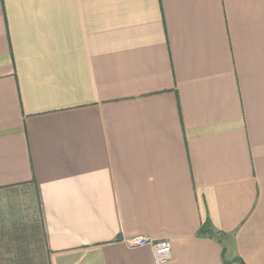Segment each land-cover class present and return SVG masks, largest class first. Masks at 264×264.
I'll use <instances>...</instances> for the list:
<instances>
[{"label":"crops","instance_id":"0c3cea01","mask_svg":"<svg viewBox=\"0 0 264 264\" xmlns=\"http://www.w3.org/2000/svg\"><path fill=\"white\" fill-rule=\"evenodd\" d=\"M135 236L264 264V0H0V264H157Z\"/></svg>","mask_w":264,"mask_h":264},{"label":"built area","instance_id":"2783aa9c","mask_svg":"<svg viewBox=\"0 0 264 264\" xmlns=\"http://www.w3.org/2000/svg\"><path fill=\"white\" fill-rule=\"evenodd\" d=\"M127 243L131 247L150 246L157 264L168 261L172 256V244L168 239L154 240L148 236H135L128 239Z\"/></svg>","mask_w":264,"mask_h":264},{"label":"trees","instance_id":"16d2710c","mask_svg":"<svg viewBox=\"0 0 264 264\" xmlns=\"http://www.w3.org/2000/svg\"><path fill=\"white\" fill-rule=\"evenodd\" d=\"M200 233L202 235L205 234L217 239L223 245L224 251H226L227 246H232L234 243L233 238L230 235H227L224 232L215 229L211 224V222H209L208 220L203 224ZM226 264H246V263L242 261L238 256H236L233 258V260L227 261Z\"/></svg>","mask_w":264,"mask_h":264},{"label":"rangeland","instance_id":"374dc122","mask_svg":"<svg viewBox=\"0 0 264 264\" xmlns=\"http://www.w3.org/2000/svg\"><path fill=\"white\" fill-rule=\"evenodd\" d=\"M228 246L226 247V250H227ZM230 248V247H229Z\"/></svg>","mask_w":264,"mask_h":264}]
</instances>
